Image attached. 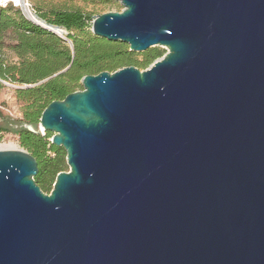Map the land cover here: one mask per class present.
I'll return each instance as SVG.
<instances>
[{"label": "water", "instance_id": "95a60500", "mask_svg": "<svg viewBox=\"0 0 264 264\" xmlns=\"http://www.w3.org/2000/svg\"><path fill=\"white\" fill-rule=\"evenodd\" d=\"M118 1L93 34L168 52L25 125L67 152L50 193L0 149V264H264V0Z\"/></svg>", "mask_w": 264, "mask_h": 264}, {"label": "trees", "instance_id": "16d2710c", "mask_svg": "<svg viewBox=\"0 0 264 264\" xmlns=\"http://www.w3.org/2000/svg\"><path fill=\"white\" fill-rule=\"evenodd\" d=\"M97 1L104 5L113 3V0ZM11 4H0V90L4 81L28 85L16 91L25 103L23 121L28 124L38 123L51 102L81 90L84 76L115 72L127 66L147 69L165 54L163 50L152 49L142 53L138 60L129 46L93 34L92 22L97 15L55 4L36 5V15L67 30L72 42L68 44L58 34L29 21L20 7ZM9 53L17 60H11ZM18 135L21 146L38 161L39 172L34 180L44 192L50 193L58 173L67 170L66 150L52 144L49 133H35L22 127Z\"/></svg>", "mask_w": 264, "mask_h": 264}, {"label": "rangeland", "instance_id": "374dc122", "mask_svg": "<svg viewBox=\"0 0 264 264\" xmlns=\"http://www.w3.org/2000/svg\"><path fill=\"white\" fill-rule=\"evenodd\" d=\"M28 2L30 5V8L35 12L36 10H34V8H37L36 5L48 7L50 4L59 5L62 8L71 9V10L79 9L84 12H90L94 14L95 16L98 14L105 13V12L121 11L123 9V6L118 0H113L112 5H104L103 3H100L97 0L95 2H92L91 0H28ZM11 5L17 9H20L14 4H11ZM68 35H66L67 38H68ZM60 37L63 38L62 36ZM64 40L68 44H71V42L69 41L70 40L69 38L68 40L67 39H64ZM110 42H113V41H110ZM115 43H120V42H115ZM125 45L129 46L128 44H125ZM152 49L163 50L165 54L168 52V48H166L165 46H160V45L151 47L148 50H152ZM133 52L135 53L136 58L138 60H141L142 53L146 51L144 52L133 51ZM9 54H10L11 60H17L13 54L11 53ZM3 85L4 87L0 90V111L2 112V117L0 118V128L3 129V131L0 132V149H12V148H5V146L13 144L14 146H16V148L14 149H21V150L27 151L21 146L19 142V135H18L19 129L22 127H25V125L28 124L23 121L25 103L18 98L16 91L18 88H26L28 85H20V84L11 83L8 81H4ZM39 123H40V120L38 121V123L34 125L32 124V125L35 127V129H38ZM45 133L50 134L49 140H51L54 132L48 131ZM68 170H69V166L67 167L66 171Z\"/></svg>", "mask_w": 264, "mask_h": 264}, {"label": "bare ground", "instance_id": "6f19581e", "mask_svg": "<svg viewBox=\"0 0 264 264\" xmlns=\"http://www.w3.org/2000/svg\"><path fill=\"white\" fill-rule=\"evenodd\" d=\"M8 1V3H12L17 7H20L22 9V11L26 14L27 17L36 20L39 23H42L43 25H45L41 20H37V16L36 13L30 8V6H28L26 3V1L28 0H5ZM55 32L58 33V35L66 37V33L67 30H65L64 28L59 29V28H52ZM5 148H16V146H14L13 144L7 145L5 146Z\"/></svg>", "mask_w": 264, "mask_h": 264}, {"label": "built area", "instance_id": "2783aa9c", "mask_svg": "<svg viewBox=\"0 0 264 264\" xmlns=\"http://www.w3.org/2000/svg\"><path fill=\"white\" fill-rule=\"evenodd\" d=\"M0 4H1V5H6L7 3L4 2L3 0H0Z\"/></svg>", "mask_w": 264, "mask_h": 264}]
</instances>
